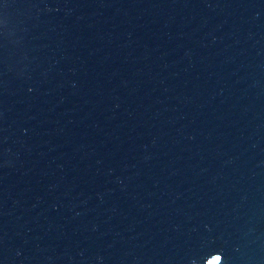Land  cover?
I'll list each match as a JSON object with an SVG mask.
<instances>
[{"label":"water","instance_id":"95a60500","mask_svg":"<svg viewBox=\"0 0 264 264\" xmlns=\"http://www.w3.org/2000/svg\"><path fill=\"white\" fill-rule=\"evenodd\" d=\"M0 264H264V0H0Z\"/></svg>","mask_w":264,"mask_h":264}]
</instances>
